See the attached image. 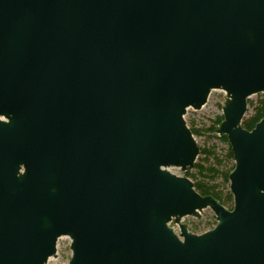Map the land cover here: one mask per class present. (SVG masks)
Instances as JSON below:
<instances>
[{"label": "water", "instance_id": "1", "mask_svg": "<svg viewBox=\"0 0 264 264\" xmlns=\"http://www.w3.org/2000/svg\"><path fill=\"white\" fill-rule=\"evenodd\" d=\"M213 90L232 209L187 174ZM264 0H0V264H264ZM211 209L206 231L186 216ZM180 228V234L170 222Z\"/></svg>", "mask_w": 264, "mask_h": 264}, {"label": "rangeland", "instance_id": "2", "mask_svg": "<svg viewBox=\"0 0 264 264\" xmlns=\"http://www.w3.org/2000/svg\"><path fill=\"white\" fill-rule=\"evenodd\" d=\"M263 99L264 93L255 94L248 99V110L244 119H248L255 114L257 107ZM226 100L227 93L225 91L213 90L208 98L207 103L201 109L196 110L189 108L185 115V120L188 126L197 131L194 136L199 143L198 146L200 149L213 151L220 157L225 156L229 147V143L225 142L223 140L224 137H221L217 132V128L220 125L219 120L221 117H223V106ZM203 157L204 156H200V159ZM212 161L213 160L211 159L210 162ZM224 164L230 165L232 164V161H225ZM205 165L208 166L209 163L205 162ZM170 170L187 174V172H183L180 168L172 167ZM189 172L196 175L195 178H192L193 182H197L202 178L195 168ZM217 182L222 183L221 179H218ZM223 188H225L226 191V189L229 188V185L222 186V189ZM181 220H187L188 228H191L194 231H206L215 223H217L216 216L211 209H205L199 217L186 216ZM170 224L177 234H180V228L178 224H176L174 221L170 222ZM70 245L71 239L69 237L64 236L60 238L57 244V254L50 259L49 264L58 261H69L72 256Z\"/></svg>", "mask_w": 264, "mask_h": 264}, {"label": "trees", "instance_id": "3", "mask_svg": "<svg viewBox=\"0 0 264 264\" xmlns=\"http://www.w3.org/2000/svg\"><path fill=\"white\" fill-rule=\"evenodd\" d=\"M264 117V99L260 102L259 106L256 109L255 114L243 120V126L246 129L252 130L256 124ZM223 121V117L219 120V124ZM193 134H196L197 131L191 128ZM214 130V128H213ZM225 142L228 143L226 137L223 138ZM200 156H204L200 159ZM213 160L210 162V160ZM225 161H232V164H224ZM234 156L232 149L229 145L227 153L224 157H220L213 151H208L206 149H200V155L195 163L194 168L202 176L200 180L194 182L195 188L202 195H212L218 199L224 206L229 209L233 207V195L231 194L229 188L222 189V186L229 185V175L235 167ZM209 163V165H205ZM188 177L195 178L196 175L187 172ZM221 179L222 183H218L217 180Z\"/></svg>", "mask_w": 264, "mask_h": 264}]
</instances>
